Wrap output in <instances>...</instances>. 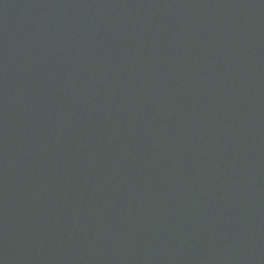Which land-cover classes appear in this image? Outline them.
I'll return each mask as SVG.
<instances>
[{
    "label": "water",
    "instance_id": "1",
    "mask_svg": "<svg viewBox=\"0 0 264 264\" xmlns=\"http://www.w3.org/2000/svg\"><path fill=\"white\" fill-rule=\"evenodd\" d=\"M0 264H264V0H0Z\"/></svg>",
    "mask_w": 264,
    "mask_h": 264
}]
</instances>
